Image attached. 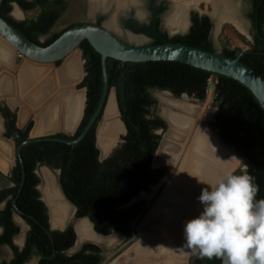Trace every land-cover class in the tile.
Returning a JSON list of instances; mask_svg holds the SVG:
<instances>
[{"label":"trees","instance_id":"trees-1","mask_svg":"<svg viewBox=\"0 0 264 264\" xmlns=\"http://www.w3.org/2000/svg\"><path fill=\"white\" fill-rule=\"evenodd\" d=\"M249 1L252 6L248 15L253 28L252 42L242 37L243 44L248 47L246 51L231 49L227 45L222 54L230 58L240 57L264 79V0ZM12 3L24 11L39 8L41 13L37 20L17 22L10 15ZM147 8L151 14L149 23H140L132 17L124 21V29L147 37L150 40L148 45L183 44L215 52L212 42L214 24L208 15L192 12L189 32L170 36L161 28V16L167 10V3L147 0ZM67 9V0H4L0 15L29 41L46 48L71 28L84 25L76 23L53 33ZM106 19V16H100L96 25H103ZM42 37L47 38L43 43L40 42ZM80 50L85 77L78 90L86 89V104L76 134L71 137L61 133L26 144L20 150L21 162L17 160L8 176L0 173L2 183H5L0 188V205L11 198L6 208L0 211V249L8 247L13 253L11 260L0 261V264H27L34 257H41L40 264H102L106 259L102 248L93 243H85L78 252L69 254L77 241L73 225L69 224L64 231L51 230L48 208L38 189L41 179L37 171L41 167L60 171L59 187L66 200L76 208L77 220L88 218L102 237L117 234L126 241L133 237L132 224L146 204L143 201L130 203L141 193H149L166 176L165 169L155 170L152 166L162 139L158 132L168 128L157 116V100L154 98L157 91L169 92L178 98L187 95L203 103L211 80H216L214 102L219 110L210 127L248 166V170L234 174H251L259 189L256 199H264V112L257 99L231 78L181 63L122 64L108 59V87L116 90L118 107L127 129L123 143L106 160L100 161L97 126L103 116L101 113L81 143L76 146L66 144L82 136L97 113L104 92L101 55L87 41L82 43ZM0 114L5 121L4 136L13 140L17 148L21 147L29 140L33 121L24 129H18L16 112L1 104ZM23 171L25 180L21 189ZM17 211L29 226L22 248L15 244V238L21 233L15 222ZM222 263L223 258L204 257L199 250L190 260V264Z\"/></svg>","mask_w":264,"mask_h":264},{"label":"bare ground","instance_id":"bare-ground-1","mask_svg":"<svg viewBox=\"0 0 264 264\" xmlns=\"http://www.w3.org/2000/svg\"><path fill=\"white\" fill-rule=\"evenodd\" d=\"M185 1L173 0L174 10L170 18L179 28L184 27L183 16L185 11L187 12L188 10L187 7L191 6L190 4H185ZM195 1L200 2L201 0ZM114 2H116L119 10H123L127 4V0H92V7L93 10L99 8L109 9L110 5ZM137 40L141 41V39ZM10 50L7 46L0 43L1 62H9L8 64H11L10 59L12 57L10 58L9 55ZM78 56L74 55L67 59L60 69L55 70L53 76L51 72H48L52 69L42 68L29 61L21 69V72L17 74L19 75L17 79H9L2 82L4 77L0 78V97L16 91V82H18L21 87V97L29 107H33L34 111L36 110L38 112L46 108L38 117V123L34 130L35 135L51 131L54 125L57 126L62 121L69 130L78 124L85 103L84 92H78L77 90V86L84 76V70L82 69L81 60ZM23 60L28 61L24 58ZM42 77L43 81H38V85L33 90H30L32 92L28 95L27 93L29 91L27 87L32 86L34 82L36 83ZM177 107L187 115L190 114L191 110L195 111L193 114L196 115L197 113L194 110L195 107L193 108L188 103L178 105ZM21 119H25L24 114L21 115ZM168 119L175 125L174 128L180 131L181 136L184 138L183 140L185 142L187 140L189 141V146L186 147L185 154L183 153V156L181 154L182 165L180 164L181 166L179 165L177 169L174 167V163L172 165L170 164L173 158L177 160L180 154L169 153L167 147L164 150L165 153L163 152V156H159L155 160L159 165L167 168L170 166L169 168L173 170L176 169V172L172 179L167 182H162L158 192L152 198L154 204L139 228L141 238L137 244L138 246L140 245L138 250H142L143 254H131L132 251L129 257L125 258L127 263L140 260V257L146 255L150 259L155 258L154 261L158 262L161 260L163 264H186L188 257L195 252V249L185 244L183 229L185 223L197 216L202 210V205L198 201L202 189L207 187V185H214L217 181L224 178L226 174L232 172L233 168L242 163L232 150H228L221 144L214 132L210 131L201 123L199 125L196 123L197 125L194 127V121L192 119L178 117L172 113L168 115ZM105 122V125L101 127L99 133V147L104 155L111 152L113 147L118 143L119 137L124 132L114 94L111 95L106 108ZM183 146L185 145L183 144ZM0 147L7 155L11 153L10 148L4 143L0 142ZM7 159L0 158V168L6 169V165L8 164ZM44 192L48 199L54 227H64L66 224L65 221L70 214L71 206L67 203L62 193H59L55 189L53 180L47 175ZM149 213H151L152 218H149ZM158 220H161V223ZM76 230L79 242L85 240L101 242V239L95 235L92 225L88 220H82L77 223ZM140 230L161 238L159 239L152 235L142 236ZM137 244L130 247L127 251L135 248ZM125 253L112 263L118 261Z\"/></svg>","mask_w":264,"mask_h":264},{"label":"water","instance_id":"water-1","mask_svg":"<svg viewBox=\"0 0 264 264\" xmlns=\"http://www.w3.org/2000/svg\"><path fill=\"white\" fill-rule=\"evenodd\" d=\"M3 1L4 0H0V9H1V5H2ZM46 1L55 2V1H61V0H46ZM125 31L130 36L129 39L131 41L137 43V45L128 44L127 42L122 40L118 35H116L114 32L107 29V27H105L104 25L98 26L96 24H84V25H81L78 27L71 28L70 30L65 32L58 40H56L52 45H50L49 47L43 48V47H40V46L34 44L33 42H31L27 38H25L23 35H21L16 29H14L5 20H3V18L0 15V37L2 38L4 43L7 45V47L12 49L11 50L12 53L18 54V57L16 59V65H20L23 61V58H24V59H27L28 61H30L34 65L35 64L39 65L45 69H52L49 71L53 75V74H55V70L60 69L64 65V63L66 62L67 59H69L70 57H72L74 55H77L80 52L82 53V51L80 50V47H81L82 43L85 41H87L93 47V49L101 55L102 68H103V79H104V92H103V98L101 101V105H100L97 113L95 114L94 118L92 119L91 123L89 124L87 129L82 134V136L77 141L72 142V143L65 142L66 144L71 145V146H76L79 143H81L84 140V138L87 136V134L89 133V131L91 130L93 125L97 122L100 114L103 113L102 119L97 126V148L101 152L100 153V161H104L107 159V156H109V154L104 155L103 152L100 150V147H99V133H100L101 127L105 125L104 123H106L105 122L106 108H107L109 99H110L112 94H114V96H115L117 110L119 112L120 120H121L123 127H124V132L121 135L126 136V134H127V129H126L125 123L123 121V118L121 116V113H120V110L118 107L116 90L115 89L109 90V87H108V78H107V70H106V63H107L108 59H113V60L119 61L122 64H127V63L142 64V63H149V62H176V63L188 65V66H191V67L203 70V71H207V72L212 73L214 75H219V76L231 78V79L241 83L243 86H245L254 95V97L257 99L258 103L260 104V106L264 112V79L255 70H253L250 67H248L247 65H245L241 61L240 57L230 58V57L223 55L222 53L207 52V51L197 49V48H193L190 46H186L183 44L168 43V44L153 45V46L152 45H141L142 42L148 40L147 37H145L143 35H135V34L129 32L127 30H125ZM137 39H141V41H139ZM244 53L245 52H243V54ZM10 58H11V56H10ZM60 62H61V65L59 67L56 66ZM83 70H84V68H83ZM84 77H85V72H84V76H83L81 82L83 81ZM9 79L12 80L11 77H6L2 82H5L6 80H9ZM214 89H215V85L210 84L208 91L213 92ZM78 92H84L85 103L83 106V110L81 112L80 120H79L78 124L73 129H71V130L67 129L65 127V124L62 121V122L58 123L59 125L58 124H57V126L54 125V128L51 131H48L46 133H42V135L37 136L34 134V130H35L37 125L34 124L32 130L30 132L29 140L27 142H25L19 148L16 147V144L13 140L7 139L6 137H4V135L0 136V142L7 145L10 148V152H11L9 155H7L8 156V164L6 165V169L1 168L3 170V173L7 174V173L11 172V170L14 167V165L12 164L13 161L15 162V164H16L18 159L21 162L20 150L26 144H29L32 142H37V141H40L41 139L51 137V136H55V135L61 134V133L65 134L67 136H71V137L76 134V131H77L82 119H83L84 111H85V104H86V89H81ZM8 95H9L8 98L15 96L14 93H8ZM8 95L4 94L3 96L0 97V100H2L3 98H6V96H8ZM27 97H28V95H27ZM154 98L157 100V103H158L157 116L160 119H162L168 126L166 131L161 130L158 132V134L162 135V139L160 141L158 150L156 152L154 162H155V160H157V158L159 156H163V154L165 153L164 150L166 147H167L169 153L172 152L173 154H176V153L180 154V155L182 154V156H183V153L185 154V150H186V148H185L183 151V148H182L183 144L185 145V147H188L189 141L185 142V140H183L184 138L181 136L180 131H178L177 129L174 128L175 125L172 123L171 120L168 119V115L172 113L178 117H183V118H188V119L190 118V120L192 119V121H194L193 118L196 117L195 114H193V115L192 114H189V115L184 114V112L180 108L177 107L178 105H183V104H187V103L189 104L190 102L188 99H190V98L187 95H183L182 97L178 98L176 96H173L169 92H159V91L154 92ZM4 104L12 112H16L15 108L18 106L17 101L8 99L7 101H5ZM47 108H49V107H47ZM22 110H20L18 113H16L17 114V128L18 129H23L24 125L26 124V119L25 120L21 119ZM195 110L197 111L198 108L196 107ZM35 120L37 121V119H35ZM194 122L197 123L198 125H199V123H201L200 120H197ZM0 126H1L0 127L1 128L0 129L1 134H5V132H6L5 121L1 115H0ZM208 129L210 131H212L210 128H208ZM215 134L218 137L217 132ZM169 138H171V139L169 140ZM218 139L225 148H227L228 150H232L233 153L237 157H239L241 162L242 163L244 162V160L233 149L228 147L223 141H221V139L219 137H218ZM53 141L62 142V141L57 140V139H54ZM1 158H3V157H1ZM175 160L176 159L173 158V161L170 165H172L174 163L176 165V169H177V167L182 163V158L181 159L179 158L176 161ZM154 162L152 165L153 169H154ZM22 168H23V166H22ZM42 168H44L48 171H51L47 167H42ZM176 169L172 170V172L167 176V178L165 180L166 182L173 178V176L175 175ZM57 172H58V174H60V171H57ZM37 174H38V171H37ZM24 180H25V172L23 171V179H22L21 189L23 188ZM38 189L40 190V186L38 187ZM59 190L62 193L60 187H59ZM62 195H63V193H62ZM63 197H64V195H63ZM137 199L138 198L134 199L130 203V205L137 202ZM9 200H11V198H9L6 202H4L3 204L0 205V211L4 210L6 208L7 202ZM65 200H66V198H65ZM42 201L45 203L43 198H42ZM153 201H151L150 203H148L145 206V208L142 211V213L140 214V216L137 218V220H135L133 222V224H132L133 237L130 240L125 241L124 245L120 249H118L116 252H114L112 255L107 257L102 264H111L113 261H115L117 258H119L123 253H125L130 247L134 246L135 244H137L140 241L141 237L139 235V228L143 224L147 213L149 212V210L153 206V204H154ZM67 203L71 207L75 208L68 201H67ZM13 204L15 205V201L13 202ZM46 206H47L48 212H49L51 230H53V231H57V230L58 231H64V230H66V228L69 224L74 226L75 232L77 235V241L75 243V246L69 251V254L70 255L75 254L85 244L83 241L79 242V238H78V234H77V230H76L77 223H79L82 220H88L90 222V220L88 218L77 220L76 217L74 216L71 219V222L69 224H65L64 227H62V228H56L53 226V223H52V216H51V213L49 211L50 207L48 204H46ZM75 215H76V208H75ZM17 216L20 217L19 211H17ZM90 224L92 225L91 222H90ZM92 228H93L95 235L99 239H101V242L107 238V237H102V236L98 235L96 233L93 225H92ZM112 236L116 237V239L121 238L117 234L112 235ZM121 239L123 241V238H121ZM88 242L93 243V244L99 246L100 248H102V246L99 245V244H101V242L100 243L93 242V241H88ZM102 250H104V249L102 248ZM40 262H41V257H34L27 264H40ZM222 264H224V260H223Z\"/></svg>","mask_w":264,"mask_h":264},{"label":"rangeland","instance_id":"rangeland-1","mask_svg":"<svg viewBox=\"0 0 264 264\" xmlns=\"http://www.w3.org/2000/svg\"><path fill=\"white\" fill-rule=\"evenodd\" d=\"M168 1H169L170 9L166 12V14H164L163 28L170 34V36L187 34L191 27V24L188 19L189 13L198 12L201 15H208L209 17H211L213 21L214 28L212 31V42L214 45L215 52L222 53L225 46L227 45L230 46L231 49L240 48L246 51L248 47L243 44L242 37H244L247 41H250V42H252L253 40L252 23L248 16L252 10V6L249 0H209V1L201 0L200 2L195 1V0H186L185 4H190L191 6L187 7L188 10L187 12L185 11L184 13V16H183L184 18L183 26L184 27L182 28H179L178 26H176L175 22H173V20L170 18V15L174 10L173 8L174 4H173V0H168ZM67 2H68V9L65 12V14L62 16V18L58 21L56 30L62 31L76 23L90 24V21L97 20L98 16L101 15V16L107 17V19L103 22V25L107 27V29L114 32L116 35H118L122 40L126 41L127 43L137 45V43L129 39L130 36L125 31L123 27V22H124V19L127 18L128 13L131 12L132 9L134 8H137L138 18L145 21L147 19L146 13H145L146 0H127L126 2L127 4L125 5L123 10L118 9L116 2L112 3L109 9L99 8L96 10L95 9L93 10L92 0H67ZM101 9H103V11H101ZM149 43H150V40L148 39L147 41L142 42L141 45H148ZM210 84L215 85L216 80L212 79ZM77 90H78V86H77ZM188 100L190 102L189 104H191L193 108L194 107L195 109L196 107L198 108V110L196 111L197 112L196 117L193 118L194 121L200 120L202 125L212 130L210 125L214 121L215 115L218 113V110H219L218 105L214 102V91L213 92L208 91L207 99L203 103H199L198 101L192 98ZM5 101L6 100H4L3 103ZM18 109H20V107ZM193 113L194 111L191 110L190 114H193ZM34 116L31 118L30 121H33V123L35 124ZM195 125L196 123L194 122L193 126L195 127ZM194 127H192V129H194ZM212 131L216 133L214 130ZM123 137H124L123 135L119 137L118 143L113 147L112 151L109 153V156L112 155V153L122 145ZM185 148L186 147L183 146V149ZM109 156H107V158ZM179 158L181 159V155L180 157H178V159ZM12 164L15 167L16 164L14 161ZM169 167L170 166H168L167 168L165 166L157 164V162H154V169L155 170L165 169L166 176L163 179H161V181L157 185L152 187L149 193H142L138 197L137 201H143L145 202L146 205L152 201V198L158 192L160 186L162 185V182L166 180L167 176L173 170L172 168H169ZM174 167H176V165ZM239 170L246 171L248 170V166L244 162L240 163V165H237L235 168L232 169L231 173L234 174L235 172ZM0 173L2 175L9 174V173L7 174L3 173V170L1 168H0ZM38 175L41 179L40 190L43 191L41 194L42 198L46 204H49L46 194L44 192L45 186H46V175L51 177V179L53 180L55 184V189L60 193L59 183H58L59 174L58 172H55V171H48L44 168H39ZM4 186H5V183L1 182L0 187L2 188ZM49 211L51 213L50 209ZM74 216H75V208L70 207V214L67 220L65 221L66 224H69L71 222V219ZM149 218H152L151 213H149ZM158 221L161 223V220H158ZM15 222L21 228V233L19 236L15 238V242L18 246H23L25 244L26 234L29 231V227L27 226L25 221L18 216H15ZM140 232L142 236L152 235L142 230H140ZM152 236H155V235H152ZM155 237L159 239L161 238L158 236H155ZM121 238L116 239V237L110 236L105 239L106 241L103 240L101 244H99L104 249L103 252H104L105 258L112 255L114 252H116L118 249H120L124 245L126 240L123 238V241H122ZM83 242L89 243L86 240ZM139 247L140 245L138 247L133 248L132 250L133 252L131 254H143L142 250H138ZM197 252L198 250L195 249V252L188 257L186 264H190L191 258L195 256ZM12 256H13V253L10 248L3 247L0 249V261H9L12 259ZM152 264H155V262H152Z\"/></svg>","mask_w":264,"mask_h":264},{"label":"clouds","instance_id":"clouds-1","mask_svg":"<svg viewBox=\"0 0 264 264\" xmlns=\"http://www.w3.org/2000/svg\"><path fill=\"white\" fill-rule=\"evenodd\" d=\"M246 167V166H245ZM249 173H228L198 197L202 210L184 225L185 244L224 264H264V199Z\"/></svg>","mask_w":264,"mask_h":264},{"label":"crops","instance_id":"crops-1","mask_svg":"<svg viewBox=\"0 0 264 264\" xmlns=\"http://www.w3.org/2000/svg\"><path fill=\"white\" fill-rule=\"evenodd\" d=\"M40 13H41V10L39 9V8H37V9H35V10H33V11H24L18 4H16V3H12V12H11V17L14 19V20H16L17 22H24V21H31V20H37L38 19V17H39V15H40ZM56 27H57V25L55 26V28L53 29V33H56V32H61V31H58V30H56ZM46 37H42L41 39H40V42H45L46 41ZM0 43L2 44V45H4V46H7L6 44H4L3 43V41H2V38L0 37ZM8 49H10V48H8ZM12 50V49H11ZM10 50V53H9V55L12 57L11 59H10V62H11V64H8L9 62H7V63H5V62H1L0 61V78H3L2 79V81L6 78V77H11L12 79H17L18 78V76L19 75H17L18 73H20L21 72V69L22 68H24L26 65L25 64H28V62L29 61H25V60H23L22 61V63L20 64V65H16V59H17V57H18V54L17 53H12V51ZM79 55V56H78ZM75 56H78L79 58H80V60H81V64H82V69L84 68V65H83V60H82V53L80 52V53H78L77 55H75ZM14 62H13V61ZM23 65V66H22ZM13 67V68H12ZM49 73H50V71H48ZM4 73V74H3ZM6 74V75H5ZM5 75V76H4ZM52 75V74H51ZM44 76V75H43ZM53 76V75H52ZM43 81V77L41 78V79H39V80H37L36 81V83L34 82V84H36V85H34V84H32V86H34V87H32V86H28L27 87V90L29 91H27L26 93L29 95L32 91H30V90H33L37 85H38V81ZM40 81V82H41ZM19 87V88H18ZM16 91H12L11 93H14L15 94V99H13L14 97H10V98H8V96H6V98H3L2 100H0L1 102H0V104L2 103V104H4L3 103V101L4 100H15V101H17L18 102V106L15 108L16 110L15 111H17V113L20 111V110H22V109H24V111L22 110V114H24V116H25V119H26V124L24 125V128L28 125V123L30 122V120H31V118L34 116L35 117V119H37V121H38V117H39V115L40 114H42L43 113V111L46 109V108H43V109H41L40 110V112H38V111H34V108L32 107L31 108V106L29 107V105L23 100V98L21 97V94H22V92L20 93V91H21V87L19 86V83L18 82H16ZM20 89V90H19ZM15 92H17V93H15ZM17 97V98H16ZM21 97V98H20ZM26 103V104H25ZM20 107V109H18ZM22 108V109H21ZM18 109V110H17ZM28 113V114H27ZM31 113V115L29 116V114ZM21 114V115H22ZM27 116V117H26ZM25 119H23V120H25ZM34 119V121H36ZM35 122V124L37 125V123L38 122ZM1 127V126H0ZM23 128V129H24ZM1 129V128H0ZM3 136V135H5V134H1V130H0V136ZM40 135H42V134H40ZM40 135H37V136H40ZM30 136V135H29ZM5 137V136H4ZM112 151V150H111ZM0 158L1 157H3L4 159H6V158H8V156H7V153H5L4 151H3V149L0 147ZM101 153V152H100ZM2 154H4V155H2ZM109 154V153H108ZM8 160V159H7ZM2 172V171H1ZM4 175V174H3ZM9 175V174H8ZM8 175H4V176H8ZM1 188V187H0ZM41 191V190H40ZM42 192L43 191H41V194H42ZM16 243V242H15ZM17 245V244H16ZM137 246H138V244H137ZM136 246V247H137ZM20 248H22L23 246H19ZM132 250H133V248L132 249H130L129 251H127L118 261H116V262H114V263H112V264H121V263H123V264H132V263H135V264H152V262H155V264H163L162 262H161V260H159L158 262L157 261H154V259L155 258H151L150 259V257L148 256H146V255H144V256H142V257H140V260H137V261H131L130 263H127L126 262V260H125V258L126 257H129V254L132 252ZM147 258V259H146ZM150 259V260H149ZM121 262V263H120ZM125 262V263H124ZM166 264V263H165Z\"/></svg>","mask_w":264,"mask_h":264},{"label":"flooded vegetation","instance_id":"flooded-vegetation-1","mask_svg":"<svg viewBox=\"0 0 264 264\" xmlns=\"http://www.w3.org/2000/svg\"><path fill=\"white\" fill-rule=\"evenodd\" d=\"M159 2H166L167 3V10L165 11V13L164 14H166V12L170 9V6H169V1L168 0H159ZM101 11H103V9H101ZM138 12H137V8H134V9H132V11L131 12H129L128 13V15H127V18L126 19H124V21H126V20H128L129 18H135L136 20H138L140 23H149L150 22V20H151V14H150V12H149V10H148V8H147V0H146V9H145V13H146V20L144 21V20H141L140 18H138V14H137ZM164 14L161 16V28L164 30V28H163V17H164ZM191 14H192V12L191 13H189V16H188V19H189V22H190V24H191ZM101 16V15H100ZM100 16H98V18L100 17ZM97 18V19H98ZM97 23V20H94V21H90V24H96ZM124 23V22H123ZM124 27V26H123ZM164 31H166V30H164ZM167 32V31H166ZM126 42V41H125ZM128 44H130V45H134V44H131V43H128ZM60 65H61V62H60ZM191 99V98H190ZM2 104V103H1ZM0 104V105H1ZM156 107H157V109H158V103L155 105ZM195 112V111H194ZM1 115V114H0ZM2 116V115H1ZM42 168V167H41ZM57 172V171H56ZM1 182H3V179H1L0 178V183ZM40 191V190H39Z\"/></svg>","mask_w":264,"mask_h":264}]
</instances>
